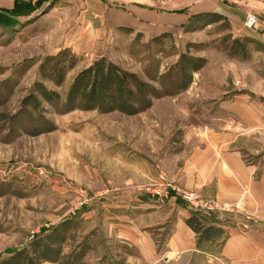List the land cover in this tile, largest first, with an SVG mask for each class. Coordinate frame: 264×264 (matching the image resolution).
I'll use <instances>...</instances> for the list:
<instances>
[{"label": "rangeland", "instance_id": "obj_1", "mask_svg": "<svg viewBox=\"0 0 264 264\" xmlns=\"http://www.w3.org/2000/svg\"><path fill=\"white\" fill-rule=\"evenodd\" d=\"M87 4L43 0L42 8L30 12L36 14L24 23L0 13V260L28 246L34 236L49 233L50 240L61 234L64 239L57 257L42 264H181L162 257L174 225L172 205L164 204L169 215L158 229L159 224L148 225L152 217L144 214L139 200L153 194L180 197L171 187L167 196L159 194L164 192L160 172L177 185L162 166L169 160L168 149L180 148L193 125L221 127L224 121H237L238 107L227 102L247 83L264 85V41L250 36L255 42L248 43V56L231 57L222 41L227 30L219 22L185 28L187 21L157 40L126 33L109 37V28L93 20L96 15ZM69 45L79 56L77 64L60 85L44 80L62 99L57 104L42 100L38 109L22 108L23 96L39 77V59ZM186 50L207 59L193 72L190 85L154 98L135 115L63 109L73 76L99 55L148 78L166 71ZM246 91L244 97H255L254 91ZM41 126L50 127L37 130ZM180 199L189 214L213 212ZM134 223L138 225L133 228ZM146 232L155 241V252L143 241ZM182 262L216 260L206 262L203 254L195 253Z\"/></svg>", "mask_w": 264, "mask_h": 264}, {"label": "crops", "instance_id": "obj_2", "mask_svg": "<svg viewBox=\"0 0 264 264\" xmlns=\"http://www.w3.org/2000/svg\"><path fill=\"white\" fill-rule=\"evenodd\" d=\"M84 1L96 15L93 20L109 28V37L123 33L149 38L162 32L171 34L182 28L190 14L204 10L222 13L230 23L228 31L234 36L259 37L256 31L243 26L247 12L257 13L264 21V0ZM15 2L0 0V11L10 10ZM40 7L35 9L36 13ZM36 13L28 16L32 18ZM239 80L245 85L242 78ZM244 89L238 90L234 100L227 102L228 106L238 107L237 121L228 124L224 121L221 127L193 125L180 148L168 149L169 160L162 164L168 179L175 184L237 206L233 211L198 214L202 222L214 224L220 231L205 240V245L203 241L197 244L198 233L186 223L189 211L180 197L177 200L153 194L151 198L139 200L144 214L152 217L150 226L168 218L164 204L173 207L174 225L165 240V254L162 255L167 262L183 264L188 255L201 253L206 262L215 259V264H264V85L247 83ZM248 89L256 93L254 98L244 97ZM160 224L158 229L162 227ZM137 225L134 223L133 228ZM146 233L148 238L146 235L143 241H148L149 250L155 252V241L149 232Z\"/></svg>", "mask_w": 264, "mask_h": 264}, {"label": "trees", "instance_id": "obj_3", "mask_svg": "<svg viewBox=\"0 0 264 264\" xmlns=\"http://www.w3.org/2000/svg\"><path fill=\"white\" fill-rule=\"evenodd\" d=\"M42 2L43 0H16L10 10L0 11V13L10 17L13 23H24L29 21L30 17L22 15H29ZM210 22H219V25L226 28L227 32L222 37V41L229 56L240 58L248 56L247 45L249 42H255V39L248 35L234 36L228 31L230 23L218 11L204 10L190 14L185 28L194 23L202 25ZM169 33L162 32L150 38L157 40L160 36ZM78 60L79 56L69 46H63L55 52L43 55L38 63L39 77L33 82L31 90L23 96L22 108L30 106L38 109L42 100L57 104L62 99L61 93L48 87L44 80L60 85L67 72L77 64ZM206 61L203 55L191 54L187 50L181 51L179 57L169 65L166 71L150 74L148 78H144L106 55H99L75 73L67 88L63 109L67 111L82 108L96 109L100 112L139 113L149 108L154 98L185 90L192 82L193 72L203 67ZM38 116L43 117L42 114ZM49 127L41 126L37 130H46ZM185 221L199 234L198 243L200 240L213 238L220 231V228L214 224L202 222L196 212L190 213ZM63 239L62 234L57 241L50 240L49 233L36 235L31 238L28 246L0 260V264H42L45 260H54L60 251Z\"/></svg>", "mask_w": 264, "mask_h": 264}, {"label": "built area", "instance_id": "obj_4", "mask_svg": "<svg viewBox=\"0 0 264 264\" xmlns=\"http://www.w3.org/2000/svg\"><path fill=\"white\" fill-rule=\"evenodd\" d=\"M243 26L249 30L256 31L258 36L264 41V21L257 13L252 11L247 12L243 19ZM159 177L161 179V185L164 186V192H159V194L167 196V187H171L175 189V191L179 194L178 196L186 200L192 208L204 209L208 211L233 209L230 204L222 202L216 197H206L197 190L182 188L177 185H173L171 182H167L165 175L161 172L159 173Z\"/></svg>", "mask_w": 264, "mask_h": 264}]
</instances>
